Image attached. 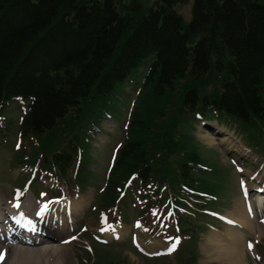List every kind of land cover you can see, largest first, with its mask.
Instances as JSON below:
<instances>
[{
	"label": "trees",
	"instance_id": "1",
	"mask_svg": "<svg viewBox=\"0 0 264 264\" xmlns=\"http://www.w3.org/2000/svg\"><path fill=\"white\" fill-rule=\"evenodd\" d=\"M180 2L0 0V111L29 99L19 135L60 132L50 159L61 173L80 144L78 127L62 146L64 129L152 57L98 194L100 215L128 181L132 193L156 199L171 178L206 190L203 175H221L203 168L191 134L197 114L224 112L257 130L264 123V0H190L186 25ZM74 178L78 189L89 182Z\"/></svg>",
	"mask_w": 264,
	"mask_h": 264
},
{
	"label": "rangeland",
	"instance_id": "2",
	"mask_svg": "<svg viewBox=\"0 0 264 264\" xmlns=\"http://www.w3.org/2000/svg\"><path fill=\"white\" fill-rule=\"evenodd\" d=\"M190 5V0H186V2H180V4L176 6L178 12L183 16L185 25L191 17V15H189ZM151 58L152 57H149L142 63L127 80L136 86V81L140 79L146 63H148ZM124 86L125 84L123 86L118 84L115 86L113 93L109 96L94 97L84 104L86 113L79 129L81 153L79 165H77L76 169H79V173L81 174H86V172L89 173L88 169L93 163L92 172L89 174L92 185L87 186L83 193L70 197L66 194V185L59 177L60 191L56 169L51 162L45 159L52 148L50 134L40 138L32 134H18L19 121L28 109L29 99H24L19 96L10 100L7 106L0 111V192L14 196L18 193L16 189L23 191L28 188L30 191L25 190L23 192L24 195L21 196L22 198H26L28 195L33 197L31 193L37 198L40 195L53 196V194H59V200H70L71 198L77 199L80 196H87L89 203L86 210H90L89 206L92 199L95 201L94 195L97 189L104 183L106 172L109 167V158L112 152L111 148L121 141L122 133L118 130L112 133L109 138L106 136L102 137V141L104 140L102 144H100V141L98 142L97 139L94 142L92 141L93 150L91 148L90 139L96 135L103 118L111 116L117 120L118 123H122L125 120L127 115L124 109L129 106V99H127L124 94ZM215 118H217L216 120L218 122H215L218 123V127H224V130L228 128L229 132L233 133V137H228V139L223 142L221 141L222 138H216L215 142H210L202 136V127L200 123L197 122L193 130L191 129V134L194 135V144L203 156L206 164L212 170L220 171L215 173L221 174L219 179L211 178L206 175L203 176L208 187L213 189L209 194L210 197L204 199V201H206L208 208L215 209L218 212L220 211L229 218L232 211L234 214L237 212L234 207L238 200L245 195L246 186L243 184L245 178L252 177V181H254L255 184L258 183V180L264 181V132H261V135H259L258 132L249 133L247 137L244 138V134L240 131L238 132L236 128V125L241 124L236 118L225 113H217ZM73 125L74 127L72 130H75L76 123ZM69 126L64 129V135L68 134L70 129ZM208 131L212 133L215 130L212 128V130ZM212 135L216 136L214 133H212ZM243 138L245 142L246 138L247 140H261L260 143H258V147L249 145L250 149L252 151L254 150L256 153L247 149L248 147L245 146L246 143ZM174 166L175 165L170 164V170ZM234 166H237V170H235ZM70 173L72 174L73 172ZM70 173L64 175L66 179L65 183L69 188H71L69 181ZM247 183L248 180L246 181V185H248ZM49 184L53 190L44 188V185L49 186ZM255 184L253 186H255ZM75 185L76 182H74L72 186ZM126 196H130V194L128 193ZM219 198L221 200L217 203ZM38 199L47 200L44 196ZM253 199L254 198H251V201H253L254 204L256 201ZM215 204H217L216 207H213L212 205ZM125 210L130 214L133 208L129 204ZM83 215L84 214H80L75 222L77 227L74 229V235L77 239L74 240L72 246L73 254L68 264H173L183 260L182 258L189 260L188 264H208L211 262H208V253L204 251L206 237L210 236L211 232L216 230L225 233L230 230L228 229V223L226 221L220 222L209 217H204V219L215 224H206L205 228L196 235L197 238L182 246V248H179V246L175 247L173 250H169L170 254L168 253V256L163 255L155 257L166 250L169 244H173L169 240L164 239L163 236H160L157 227L150 230L142 225L133 226L126 223L114 224L113 226L115 227L122 226L123 235L120 238L111 239L108 242L106 241L108 244L112 245V247L96 239V235L101 238V233L92 226L94 219L92 218V213H89L88 217ZM260 220H263V218L259 216L252 218L254 228L249 232L247 229L243 228L230 230L231 234L234 232L240 239L247 264H264V230L256 224V222ZM98 223L99 220H94V225ZM84 228L91 230L95 236L92 233L89 234V231H87L88 234L86 235ZM131 231L135 236L138 234V238L142 240L140 242L142 244V250L139 248V241L136 244L129 241V233ZM88 243L89 250L86 251L88 249ZM145 243L147 246L150 245L149 250L148 248L147 250L145 249ZM250 244L251 246H249ZM142 255H149L152 257ZM192 256L195 257V259L190 262L189 257Z\"/></svg>",
	"mask_w": 264,
	"mask_h": 264
},
{
	"label": "bare ground",
	"instance_id": "3",
	"mask_svg": "<svg viewBox=\"0 0 264 264\" xmlns=\"http://www.w3.org/2000/svg\"><path fill=\"white\" fill-rule=\"evenodd\" d=\"M201 132L203 137L215 142L214 136L208 131ZM227 139L228 137H223L221 141ZM248 184H254L252 177L248 178ZM245 188V195L234 207L237 212L234 214L232 211L229 218L226 216L228 229L243 228L249 232L254 228L252 218L259 216L263 220L256 224L264 230V213L259 214L257 211L264 202L258 207H252L248 198L253 197L248 196L249 193L256 194L261 188L247 185ZM18 196L0 192V264H68L76 239L74 221L85 210L89 200L87 196L69 201L55 199L54 202L47 203L36 201L28 195L24 201L17 203ZM230 230L227 233L216 230L206 237L204 251L208 253V262H211L208 264H247L240 239L234 232L231 234ZM41 233L44 236H38ZM103 235L110 240L111 237L122 236V232L104 231ZM145 246L149 250L150 245L145 243Z\"/></svg>",
	"mask_w": 264,
	"mask_h": 264
},
{
	"label": "snow or ice",
	"instance_id": "4",
	"mask_svg": "<svg viewBox=\"0 0 264 264\" xmlns=\"http://www.w3.org/2000/svg\"><path fill=\"white\" fill-rule=\"evenodd\" d=\"M249 246H251V244Z\"/></svg>",
	"mask_w": 264,
	"mask_h": 264
}]
</instances>
